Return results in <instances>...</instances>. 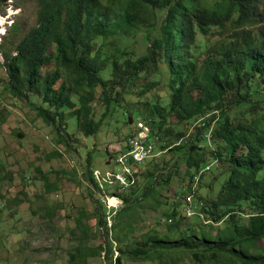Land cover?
<instances>
[{"label": "trees", "instance_id": "obj_1", "mask_svg": "<svg viewBox=\"0 0 264 264\" xmlns=\"http://www.w3.org/2000/svg\"><path fill=\"white\" fill-rule=\"evenodd\" d=\"M36 5L35 24L14 55L2 52L5 90L32 106L56 147L68 148L70 122L88 137L114 116L124 124L141 121L154 142L160 139L161 151L180 152L189 181L171 203L156 198L177 162L161 168L166 175L146 173L140 192L135 182L111 187L107 194L123 207L108 228L106 208L96 200L95 228L104 240L86 247L87 224L78 222L69 264L95 257L105 264H264V0ZM161 87L164 96L153 94ZM212 165L214 179L196 189L199 172ZM93 171L86 169L93 189L108 191L98 187ZM36 172L45 194L54 191L49 176ZM10 181V173L0 177V183ZM149 198L163 208V224L135 236V212ZM7 208L0 192V223Z\"/></svg>", "mask_w": 264, "mask_h": 264}, {"label": "rangeland", "instance_id": "obj_2", "mask_svg": "<svg viewBox=\"0 0 264 264\" xmlns=\"http://www.w3.org/2000/svg\"><path fill=\"white\" fill-rule=\"evenodd\" d=\"M36 11V0H0V63L4 62L2 52L14 55L18 41L35 24ZM137 47L141 49L140 45ZM5 78L0 68V113L3 116L0 121V177L7 173L12 176L10 183H0V192L5 195L8 205L0 223V264H69L80 237L78 222L87 224L90 235L86 247L96 248L104 240L95 228V214L99 207L96 200L101 194L89 183L86 169L89 167L101 173L115 169V157L126 149L130 137L138 134L137 124L144 123L124 124L121 117L114 116L106 119L94 136L84 137L70 122L67 131L73 137L67 139L68 148L56 147L51 128L41 121L31 105L24 104L5 90L6 85L1 82ZM153 94L164 96L163 87ZM95 112L98 114L99 110ZM160 145V139L156 140L153 156L137 168L134 187L140 192L148 183L144 177L146 173L166 175V170L161 168L177 162L174 176L166 186H161V197L156 198L161 201L167 198V203H171L185 192L189 181L183 175L185 165L179 158L180 152H163ZM56 150L60 152L59 157L53 156ZM214 166L202 173L196 189L200 183L201 186L207 185L209 180L210 185L214 179ZM36 169L49 176L55 184L54 191L45 194L44 183L38 180ZM222 179L220 176L212 184L214 190ZM106 188L110 189L102 192L105 196L114 189ZM138 191L136 195H139ZM151 201L146 199L135 212L138 226L135 236L163 224L160 217L163 208L154 207ZM122 207L119 201L117 209ZM86 264L105 263L101 257H95L89 258ZM123 264L140 263L125 261Z\"/></svg>", "mask_w": 264, "mask_h": 264}, {"label": "built area", "instance_id": "obj_3", "mask_svg": "<svg viewBox=\"0 0 264 264\" xmlns=\"http://www.w3.org/2000/svg\"><path fill=\"white\" fill-rule=\"evenodd\" d=\"M137 128L140 129L137 135L130 137L128 144L126 146V151L119 153L115 159L114 163L116 168L110 171H93L94 178L98 183L100 189H105L106 187H127L131 185L135 180V175L138 173L137 168L139 165L143 164L145 161L153 156V151L155 148V142L153 138L150 137L149 129L142 123L137 124ZM209 170V166L205 167L199 174L203 171ZM130 187V186H129ZM128 188V187H127ZM101 196L105 198L101 199ZM100 200L106 208L105 220L107 222L108 228L111 227V219L115 215L120 199L114 196H105L101 194ZM110 199L115 200L116 204H110ZM190 198H186L187 203H190ZM122 203V202H121ZM192 214V208L187 207V216ZM117 253L115 252V255Z\"/></svg>", "mask_w": 264, "mask_h": 264}, {"label": "bare ground", "instance_id": "obj_4", "mask_svg": "<svg viewBox=\"0 0 264 264\" xmlns=\"http://www.w3.org/2000/svg\"><path fill=\"white\" fill-rule=\"evenodd\" d=\"M117 202L113 199H110V204H116Z\"/></svg>", "mask_w": 264, "mask_h": 264}, {"label": "clouds", "instance_id": "obj_5", "mask_svg": "<svg viewBox=\"0 0 264 264\" xmlns=\"http://www.w3.org/2000/svg\"><path fill=\"white\" fill-rule=\"evenodd\" d=\"M124 152V151H123ZM122 153V152H121Z\"/></svg>", "mask_w": 264, "mask_h": 264}]
</instances>
